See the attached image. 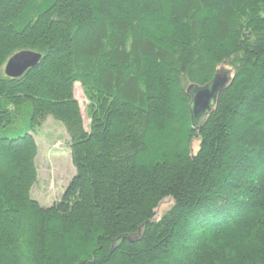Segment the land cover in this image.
<instances>
[{"label":"trees","instance_id":"obj_1","mask_svg":"<svg viewBox=\"0 0 264 264\" xmlns=\"http://www.w3.org/2000/svg\"><path fill=\"white\" fill-rule=\"evenodd\" d=\"M25 50L38 64L5 77ZM221 66L195 131L186 87ZM47 117L75 175L43 207ZM0 264H264V0H0Z\"/></svg>","mask_w":264,"mask_h":264},{"label":"rangeland","instance_id":"obj_2","mask_svg":"<svg viewBox=\"0 0 264 264\" xmlns=\"http://www.w3.org/2000/svg\"><path fill=\"white\" fill-rule=\"evenodd\" d=\"M73 95L80 106L84 128L87 129L89 119L86 115V105L88 101L78 83L74 84ZM34 138L38 150L35 161L37 180L30 196L41 206L49 207L60 199L69 181L75 175L69 150L70 139L62 125L51 117L45 119L36 131ZM193 148L195 151L196 144ZM171 205V199L162 200L155 209L154 219H159ZM135 237L137 235L131 239Z\"/></svg>","mask_w":264,"mask_h":264},{"label":"water","instance_id":"obj_3","mask_svg":"<svg viewBox=\"0 0 264 264\" xmlns=\"http://www.w3.org/2000/svg\"><path fill=\"white\" fill-rule=\"evenodd\" d=\"M41 55L33 51H20L13 55L4 65L3 74L10 79L19 78L28 69L34 68ZM231 81V71L220 67L212 79L202 86L190 84L185 93L189 97L187 105L190 125L195 131H199L215 107L219 94L227 88Z\"/></svg>","mask_w":264,"mask_h":264}]
</instances>
